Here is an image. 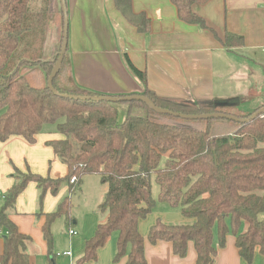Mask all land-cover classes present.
Wrapping results in <instances>:
<instances>
[{
	"label": "trees",
	"instance_id": "trees-1",
	"mask_svg": "<svg viewBox=\"0 0 264 264\" xmlns=\"http://www.w3.org/2000/svg\"><path fill=\"white\" fill-rule=\"evenodd\" d=\"M171 1L181 21L210 29L193 11L195 5L210 0ZM114 3L138 32L149 31L148 17L133 12L132 0ZM63 28L60 0H0V141L21 136L35 143L37 135L53 125L64 139L48 144L69 169L68 176L59 179L30 170L14 174L15 183L0 202V230L6 231L0 264H30L26 247L31 239L10 219L27 186L37 184L40 200L47 192L57 194L65 183L69 187V195L55 212L46 215L43 226L52 252V225L63 218L67 229L73 226V196L82 193L88 175L99 176L108 186L99 205L106 220L87 241L78 264L97 261L99 249L115 233L114 262L127 258L126 264H148L139 223L156 207L152 177L159 187L158 201L179 208L185 218L193 221L166 224L158 220L148 234L151 244L169 242L174 254L181 258L193 244L198 255L196 264H215L218 248L225 247L227 237L232 235L240 257L247 263L253 262L256 249L264 256V113L250 119L257 111L240 112L238 105L219 100L163 98L150 90L129 96H144L158 108L174 113L225 114L248 121L183 119L158 113L141 100L110 103L61 97L56 93L105 96L75 83L68 47L53 80L54 91L49 88L48 80L63 42ZM50 41L52 48L47 49ZM224 44L242 46L243 38L227 34ZM126 61L145 84L146 74L128 58ZM125 96L128 95L117 97ZM119 105L126 107L121 120Z\"/></svg>",
	"mask_w": 264,
	"mask_h": 264
},
{
	"label": "crops",
	"instance_id": "crops-1",
	"mask_svg": "<svg viewBox=\"0 0 264 264\" xmlns=\"http://www.w3.org/2000/svg\"><path fill=\"white\" fill-rule=\"evenodd\" d=\"M67 7L68 56L79 87L113 97L150 90L163 98L219 100L238 104V110L244 113L264 108V0H210L195 5L193 11L205 20L208 30L181 21L171 0H132L133 12L146 14L150 21L147 33L138 32L117 10L114 0H67ZM227 34L242 37L243 45L225 46ZM127 58L146 74L145 84L132 72ZM44 131L35 143L21 136L0 141L2 194L14 185V170H30L52 179L68 176V167L48 144L64 136ZM40 195L41 189L31 182L18 197L15 214H10L18 230L31 239L26 247L30 264H78L87 241L94 237L106 215L99 210H79L73 214L75 221L70 228L75 235L69 234L63 218L57 219L52 225L50 252L43 233L46 215L57 210L69 195V187L61 186L57 194L47 192L42 200ZM158 220L166 224L193 221L180 210H153L141 220L139 231L145 238L147 263L196 264L198 255L193 244L181 258L174 254L171 243L148 241L149 231ZM1 231L0 262L6 235ZM116 241L115 233L99 249L98 260L84 264H126L127 258L113 261ZM215 264H264V256L256 249L253 262L247 263L239 255L235 237L229 235L225 247L218 248Z\"/></svg>",
	"mask_w": 264,
	"mask_h": 264
},
{
	"label": "water",
	"instance_id": "water-1",
	"mask_svg": "<svg viewBox=\"0 0 264 264\" xmlns=\"http://www.w3.org/2000/svg\"><path fill=\"white\" fill-rule=\"evenodd\" d=\"M61 2V8L63 11V17H64V28H63V42L61 45V50H60V54H59V58L55 64L54 70L48 80V86L49 88L54 91L53 88V80L55 78V76L57 75V73L59 72L63 60H64V56L66 54V50L68 47V35H69V18H68V7H67V0H60ZM57 95L61 96V97H68V98H72L75 100H92V101H96V102H101V101H105V102H110V103H124V102H131L134 100H141L145 103H147L152 109H154V111L158 112V113H162V114H169L175 117H180L183 119H212V118H221V119H227V120H231V121H235V122H239V123H245L248 121V119H241L232 115H225V114H202V115H185V114H180V113H174L170 110H165V109H161L158 108L157 106L154 105V103L152 101H150L148 98L144 97V96H140V95H136V96H125V97H113V96H98V97H74V96H67V95H61L56 93ZM229 104H236V103H231V102H227ZM238 105V104H236ZM264 113V108H262L261 110L257 111L254 115H252L250 117V119H253L255 117H257L258 115H261Z\"/></svg>",
	"mask_w": 264,
	"mask_h": 264
},
{
	"label": "rangeland",
	"instance_id": "rangeland-1",
	"mask_svg": "<svg viewBox=\"0 0 264 264\" xmlns=\"http://www.w3.org/2000/svg\"><path fill=\"white\" fill-rule=\"evenodd\" d=\"M57 24V23H55ZM53 42L50 41L47 45V49H51ZM48 52V50H46ZM126 107L124 105H119V120L123 119L124 109ZM44 132L51 131L57 132L56 127L53 125H48L45 127ZM59 134V133H58ZM166 156L163 157L161 161V167L164 166ZM17 170H14V174ZM14 174L11 178L14 179ZM89 176V177H88ZM86 179H84L83 190L81 194L73 196V214L79 212V210H99L98 203H101L107 190L108 186L103 184L100 177L97 175H88ZM62 186H67V184H63ZM152 193L153 198L156 200V207L153 210H180L179 208H172L167 203L158 201L159 187L155 182V177H152ZM4 194V192H3ZM6 194V193H5ZM97 202V204H95ZM15 209L11 211V214H15ZM60 222V221H58Z\"/></svg>",
	"mask_w": 264,
	"mask_h": 264
},
{
	"label": "built area",
	"instance_id": "built-area-1",
	"mask_svg": "<svg viewBox=\"0 0 264 264\" xmlns=\"http://www.w3.org/2000/svg\"><path fill=\"white\" fill-rule=\"evenodd\" d=\"M74 181H75V178L72 179V182H74ZM0 199H4V194H2L1 192H0ZM69 234L75 235L76 231L70 230ZM0 236H3V232L1 230H0ZM68 255H70V253H68Z\"/></svg>",
	"mask_w": 264,
	"mask_h": 264
}]
</instances>
